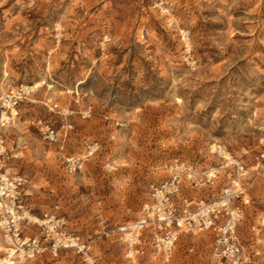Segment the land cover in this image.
I'll use <instances>...</instances> for the list:
<instances>
[{"label":"rangeland","instance_id":"rangeland-1","mask_svg":"<svg viewBox=\"0 0 264 264\" xmlns=\"http://www.w3.org/2000/svg\"><path fill=\"white\" fill-rule=\"evenodd\" d=\"M154 1L0 0V91L37 86L35 101L21 103L2 128L20 156L6 171L27 179L34 214L64 216L70 230L93 238L100 263L127 264L120 243L95 233L96 215L138 217L174 158L197 169L183 195L217 197L225 175L203 183L202 171L223 162L213 152L222 144L245 170L240 242L248 264H264V0H174L169 13ZM182 30L194 67L184 60ZM86 107L92 115L82 119ZM66 110L73 128L62 137ZM39 123L60 140L46 141ZM68 153L87 155L80 171L65 170ZM212 248L208 233L182 234L169 264H208ZM4 249L0 237V257ZM21 264L84 262L62 251Z\"/></svg>","mask_w":264,"mask_h":264},{"label":"built area","instance_id":"built-area-1","mask_svg":"<svg viewBox=\"0 0 264 264\" xmlns=\"http://www.w3.org/2000/svg\"><path fill=\"white\" fill-rule=\"evenodd\" d=\"M174 0H155L161 13H169ZM184 43V60L194 67L197 60L190 54L189 32L181 31ZM37 87L19 85L5 92L0 91V237L5 244V254L0 264H21L39 255L48 254L57 258L62 251L78 255L84 264H102L93 254V238H85L70 230L64 216L49 211L34 214L27 204L31 191L22 175H10L6 167L12 159L20 157L7 149L2 128L17 115V107L25 101H35ZM12 109H16L15 114ZM72 110L63 114L62 137L73 128L67 118ZM82 119L91 117V107L78 111ZM107 118L106 115H103ZM39 130L49 143H56L61 133L50 123H39ZM213 152L223 159L216 166L202 171L203 183L217 177L220 172L226 183L219 195L207 201L195 202L183 195L181 189L186 179H194L197 169L194 164L174 158L164 163L165 178L150 186V202L143 205L140 215L133 220L111 223L109 218L97 214L100 230L97 236L114 238L123 246L127 264H146L158 261L169 264L173 249L180 235L208 233L213 239V248L208 264H248L250 255L240 242L237 225L248 202L247 183L243 182L245 170L242 162L224 145L214 144ZM87 155L65 154L63 165L67 172L82 169Z\"/></svg>","mask_w":264,"mask_h":264},{"label":"bare ground","instance_id":"bare-ground-1","mask_svg":"<svg viewBox=\"0 0 264 264\" xmlns=\"http://www.w3.org/2000/svg\"><path fill=\"white\" fill-rule=\"evenodd\" d=\"M33 87H37V86L34 84ZM15 112H16V109H12V113L15 114Z\"/></svg>","mask_w":264,"mask_h":264},{"label":"crops","instance_id":"crops-1","mask_svg":"<svg viewBox=\"0 0 264 264\" xmlns=\"http://www.w3.org/2000/svg\"><path fill=\"white\" fill-rule=\"evenodd\" d=\"M185 184V181H184V183H183V185ZM183 187V186H182Z\"/></svg>","mask_w":264,"mask_h":264}]
</instances>
